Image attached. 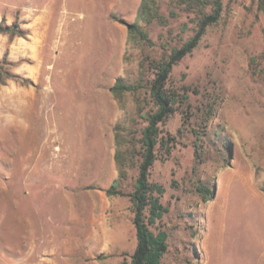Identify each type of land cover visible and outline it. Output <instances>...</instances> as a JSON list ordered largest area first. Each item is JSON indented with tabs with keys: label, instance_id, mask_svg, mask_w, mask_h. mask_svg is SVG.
Masks as SVG:
<instances>
[{
	"label": "rangeland",
	"instance_id": "rangeland-1",
	"mask_svg": "<svg viewBox=\"0 0 264 264\" xmlns=\"http://www.w3.org/2000/svg\"><path fill=\"white\" fill-rule=\"evenodd\" d=\"M141 2L0 0V22L23 32L0 31V264H130L138 168L108 193L117 128L138 139L136 98L154 106L146 87L123 98L111 88L147 84L141 61L196 30L185 7L160 0L152 45L130 43ZM223 8L168 81L187 98L160 125L171 150H157L150 173L168 208L151 226L169 232L161 264H264V8Z\"/></svg>",
	"mask_w": 264,
	"mask_h": 264
},
{
	"label": "trees",
	"instance_id": "trees-1",
	"mask_svg": "<svg viewBox=\"0 0 264 264\" xmlns=\"http://www.w3.org/2000/svg\"><path fill=\"white\" fill-rule=\"evenodd\" d=\"M177 5L185 7L186 11L194 16L196 22L195 33L180 46L172 47L168 53L160 58L145 57L141 61L142 72L151 70L153 77L147 80V84L138 81L134 84L125 82L124 77H119L112 86L113 93L118 98H123L127 92L139 93L146 87L149 91L154 108L145 112V106L141 98H136L137 114L145 119L146 124L139 128L138 139H128L124 128H117V139L119 150L117 163L119 177L115 179L108 189L110 195L123 193L118 189L120 181L127 177L128 170L134 165L138 168V176L131 192V200L134 205V224L136 228L137 246L131 256L130 264H161L164 255L168 251L169 232L160 228L157 231L151 226L156 225L168 208L161 202V196L165 187L161 184L150 181L151 168L157 159V150L164 148L170 152L169 139L161 135L160 125L177 109L178 103L186 99V94H178L168 87L173 68L186 55L191 54L198 46L207 28L217 23L223 13V0H173ZM160 0H142L137 19L129 27V41L132 44L144 46L152 45L147 25L154 21L163 22L164 15L161 12ZM264 8V0H260ZM1 32H10L13 35H23L22 30L4 25L0 22ZM21 79L19 75H13ZM6 83L3 71L0 70V87ZM182 98V99H181ZM137 149L135 161L132 156V149ZM137 147V148H136ZM139 147V148H138ZM203 199L212 195L209 188L199 187Z\"/></svg>",
	"mask_w": 264,
	"mask_h": 264
},
{
	"label": "water",
	"instance_id": "water-1",
	"mask_svg": "<svg viewBox=\"0 0 264 264\" xmlns=\"http://www.w3.org/2000/svg\"><path fill=\"white\" fill-rule=\"evenodd\" d=\"M131 23H127L128 26H130Z\"/></svg>",
	"mask_w": 264,
	"mask_h": 264
}]
</instances>
